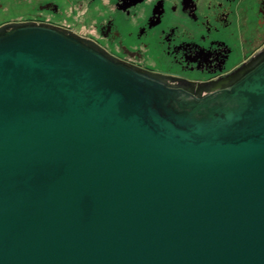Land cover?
I'll list each match as a JSON object with an SVG mask.
<instances>
[{
    "label": "water",
    "instance_id": "obj_1",
    "mask_svg": "<svg viewBox=\"0 0 264 264\" xmlns=\"http://www.w3.org/2000/svg\"><path fill=\"white\" fill-rule=\"evenodd\" d=\"M171 82L0 28V264H264V51Z\"/></svg>",
    "mask_w": 264,
    "mask_h": 264
},
{
    "label": "flooded vegetation",
    "instance_id": "obj_2",
    "mask_svg": "<svg viewBox=\"0 0 264 264\" xmlns=\"http://www.w3.org/2000/svg\"><path fill=\"white\" fill-rule=\"evenodd\" d=\"M17 24L73 33L177 90L222 81L264 51V0H0V28Z\"/></svg>",
    "mask_w": 264,
    "mask_h": 264
}]
</instances>
